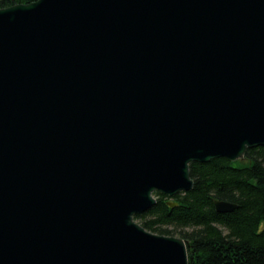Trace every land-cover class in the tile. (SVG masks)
<instances>
[{
	"label": "water",
	"instance_id": "1",
	"mask_svg": "<svg viewBox=\"0 0 264 264\" xmlns=\"http://www.w3.org/2000/svg\"><path fill=\"white\" fill-rule=\"evenodd\" d=\"M263 146L264 0L0 9V264H189L135 217Z\"/></svg>",
	"mask_w": 264,
	"mask_h": 264
},
{
	"label": "trees",
	"instance_id": "2",
	"mask_svg": "<svg viewBox=\"0 0 264 264\" xmlns=\"http://www.w3.org/2000/svg\"><path fill=\"white\" fill-rule=\"evenodd\" d=\"M35 1L0 0V9ZM245 158L191 164L193 189L173 199L155 194L157 204L135 221L151 233L183 239L190 264H264V146ZM216 200L238 209L220 214Z\"/></svg>",
	"mask_w": 264,
	"mask_h": 264
},
{
	"label": "bare ground",
	"instance_id": "3",
	"mask_svg": "<svg viewBox=\"0 0 264 264\" xmlns=\"http://www.w3.org/2000/svg\"><path fill=\"white\" fill-rule=\"evenodd\" d=\"M179 194H181V193H179ZM179 194H178V195H179ZM160 195H162V194H160ZM155 196H156V195H155ZM163 196H165V195H163ZM165 197H168V196H165ZM168 198L171 199L170 197H168Z\"/></svg>",
	"mask_w": 264,
	"mask_h": 264
},
{
	"label": "rangeland",
	"instance_id": "4",
	"mask_svg": "<svg viewBox=\"0 0 264 264\" xmlns=\"http://www.w3.org/2000/svg\"><path fill=\"white\" fill-rule=\"evenodd\" d=\"M137 222V221H136ZM138 223V222H137ZM139 224V223H138ZM188 256H189V254H188ZM189 264H190V262H189Z\"/></svg>",
	"mask_w": 264,
	"mask_h": 264
}]
</instances>
